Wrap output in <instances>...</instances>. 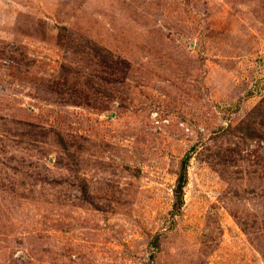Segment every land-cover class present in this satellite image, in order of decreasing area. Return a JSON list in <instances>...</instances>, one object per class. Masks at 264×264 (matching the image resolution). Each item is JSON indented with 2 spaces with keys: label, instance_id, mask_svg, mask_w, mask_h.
Segmentation results:
<instances>
[{
  "label": "rangeland",
  "instance_id": "obj_1",
  "mask_svg": "<svg viewBox=\"0 0 264 264\" xmlns=\"http://www.w3.org/2000/svg\"><path fill=\"white\" fill-rule=\"evenodd\" d=\"M260 104L264 0H0V264H264Z\"/></svg>",
  "mask_w": 264,
  "mask_h": 264
},
{
  "label": "trees",
  "instance_id": "obj_2",
  "mask_svg": "<svg viewBox=\"0 0 264 264\" xmlns=\"http://www.w3.org/2000/svg\"><path fill=\"white\" fill-rule=\"evenodd\" d=\"M97 57L99 59H105L106 57L104 55H100V54H97ZM264 105L263 104H260L255 110L253 113H257V114H260L261 113V107H263ZM187 156L184 157V160H183V163H185L187 161ZM183 165V164H182ZM181 172L179 173L178 177H177V180H176V184H175V187L173 189V197H174V203L172 205V208L175 210H178L182 207V197H183V187L185 185V175H184V172H185V169H184V166L181 167Z\"/></svg>",
  "mask_w": 264,
  "mask_h": 264
}]
</instances>
